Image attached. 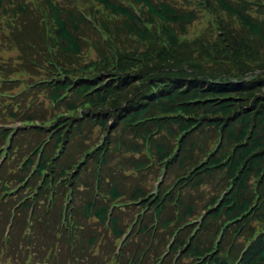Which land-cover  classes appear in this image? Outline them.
I'll return each mask as SVG.
<instances>
[{
    "label": "trees",
    "instance_id": "16d2710c",
    "mask_svg": "<svg viewBox=\"0 0 264 264\" xmlns=\"http://www.w3.org/2000/svg\"><path fill=\"white\" fill-rule=\"evenodd\" d=\"M38 1L45 14L35 0H0V48L18 52L0 71L41 76L21 98L53 106L1 118L22 122L0 130L14 157L0 169L4 264H264V0H198L211 17L192 38L202 16L175 0H94L112 28L70 0ZM91 47L98 74L83 63ZM29 168L27 192L7 200L9 180ZM32 189L4 245L9 208ZM51 190L56 206L45 213ZM65 194L79 205L70 234L59 223ZM133 220L140 227L118 259L115 241Z\"/></svg>",
    "mask_w": 264,
    "mask_h": 264
},
{
    "label": "rangeland",
    "instance_id": "374dc122",
    "mask_svg": "<svg viewBox=\"0 0 264 264\" xmlns=\"http://www.w3.org/2000/svg\"><path fill=\"white\" fill-rule=\"evenodd\" d=\"M58 1H60V0H58ZM115 1H119V2H121V3H123L125 5V0H115ZM175 1H177V5L176 6L181 11H183V10L190 11V9L193 8V9H197L200 12V15L202 16L201 22L196 24V25H194L195 27L192 26L190 31L187 33V37L192 38V37L196 36L198 33H200L201 30H203L204 27L208 26V22L210 21L209 17H211V12L207 11V10H210V9H208L207 7L205 9H203V6L200 5L199 2H197L198 0H175ZM35 2H36L37 12L38 13L40 12L41 15L45 14L46 10L44 8L43 9L42 8L38 9L41 6L42 3L40 1H38V0H35ZM70 3H71V8H76L77 10H80L81 12H84V13H87V14H91V15H95L97 17V21L99 19L100 23H102L105 27L112 28L113 19L111 17H109L96 4V2L94 0H70ZM14 4H15V2H12L11 4L7 5V3L5 1H3V3H2L3 7L5 8V10L7 12H14V9H15ZM130 9L133 11V13L135 15H140L139 11H141V16L145 20V14L143 13L142 10H140L139 6L131 5ZM90 18H92V20H93V17L88 15V19H90ZM116 21H117L118 25H120V28H119V31L121 32L120 36L124 39L125 43L130 48L133 47L134 44H137V42H134L131 38H128V37H126L123 34V29H124V27L126 25V22L123 23L122 19H116ZM44 23H45V31H46V33L48 35H50L48 33V31H49V27H48L49 23H47L45 18H44ZM105 33H106V31H105ZM138 47L140 49H142V47H140V46H138ZM54 49L56 50V47L53 46V50ZM16 55H18V52H17L16 49L0 48V64L8 62V60L10 59V60H13V64L15 65L16 64V62H15ZM85 55H87V56L85 57V59L83 61L84 64H88L91 61H96V59H97L96 58V52H95V50L92 47L88 50V52L86 51ZM87 68H88L89 72H91V73L98 74V72H99V70L96 71L95 67H91V64H88ZM31 77L34 80H37V79L41 78V76H32L31 74L23 72V71H20V72L14 71L10 75H5V74H3V72L0 71V103H1V107H2V109L0 110V128H5V127L6 128H10L11 127L10 131L13 132V125L14 124L17 125V126L19 125V121H16L17 122L16 123V122H14L15 121L14 119L8 118L6 116H5V118H3V120H1V118L3 117L2 115L4 113H6L8 108L10 110H12L13 112H20V111L23 112V111L30 110V109H33V108L39 109L38 106H39V104H41V105H43V107H45L47 109H50V110L52 109L53 106H51V104L49 102H46L44 97L38 98L37 102H34L33 104L32 103H28V99L21 98V96L23 94H25L27 92L29 93V91H28V89L26 87V83H27L28 79H30ZM3 80H5V82H3ZM2 84L6 85V87L4 89H1V85ZM32 100H34V99H32ZM42 101L44 103H42ZM31 104H32V106H31ZM62 116H65V114H63ZM29 130L30 129H27L26 136L29 133L28 132ZM93 133H96V132L93 131ZM25 139H26V137L23 140H25ZM34 139H35L34 136H29L27 141L28 142H32ZM46 141H48V140L46 139ZM98 142H100V141H98ZM25 144H26V142L24 141L22 143L21 147H24ZM36 145L37 144H35V146L31 150H34ZM80 145L81 144L79 142L77 144L76 148L80 147ZM26 152H28V154H29L31 151H26ZM26 155L24 156V158L26 157ZM55 155H57V154H55ZM13 158L14 157H13V154L11 152V159H10L9 162H11L13 160ZM31 158H33V156H31ZM22 161L14 162L13 169L11 170L14 173V175L16 173H18V171H21V167L19 166V164L22 163ZM0 162H1V159H0ZM86 167H90V163H88ZM30 170H31V168H30ZM19 174L21 175L22 173H19ZM150 182L153 183L154 180L152 179ZM9 184H11V186L9 187V190L12 191V192H14L16 189L18 190V194H25L27 192L26 187H22L21 183H19L16 178H11L9 180ZM11 197H15V196L13 195ZM73 206H76V209L79 208L78 204L77 205H73ZM130 223H132V222H130ZM135 226H136V224L134 225V227ZM3 261H7V260L2 259L0 257V264H4ZM43 264H45V263H43Z\"/></svg>",
    "mask_w": 264,
    "mask_h": 264
}]
</instances>
